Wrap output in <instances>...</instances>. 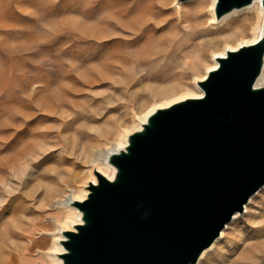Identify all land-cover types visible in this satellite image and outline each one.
<instances>
[{"label":"rangeland","instance_id":"obj_1","mask_svg":"<svg viewBox=\"0 0 264 264\" xmlns=\"http://www.w3.org/2000/svg\"><path fill=\"white\" fill-rule=\"evenodd\" d=\"M194 1L0 0V264H52L91 161L252 39L256 11L218 25ZM237 215L198 264H264V186Z\"/></svg>","mask_w":264,"mask_h":264},{"label":"water","instance_id":"obj_2","mask_svg":"<svg viewBox=\"0 0 264 264\" xmlns=\"http://www.w3.org/2000/svg\"><path fill=\"white\" fill-rule=\"evenodd\" d=\"M253 1L216 0L215 17ZM216 60L202 98L156 109L109 156L113 179L95 172L61 264H196L264 186V21L256 43Z\"/></svg>","mask_w":264,"mask_h":264},{"label":"bare ground","instance_id":"obj_3","mask_svg":"<svg viewBox=\"0 0 264 264\" xmlns=\"http://www.w3.org/2000/svg\"><path fill=\"white\" fill-rule=\"evenodd\" d=\"M195 1H197V0H195ZM261 1L262 0H254L249 6L243 7L241 9L233 10L230 13L222 16L220 19H216L215 13H214V6L216 3V0H212L210 7H212L211 8V14H212V19H213L214 24L216 22V23H219L218 25H221V24L225 23L227 20L231 19L232 17L236 16L238 13H241V12H246V11L249 12V11H253V10L256 11L257 12V25H256V28L253 32L252 39L251 40L250 39L241 40L235 46H230V45L226 44L223 46L222 51L212 54L213 55V57H212L213 63L204 70V74H202V76H200V79L194 80V85H195L194 87H195L196 91L182 93L179 96H176V98L164 101V103L160 106L153 107L150 111H147V113L145 112L146 114H144V116L142 118L136 120L135 124L130 128L129 131H128L129 128L126 129L128 132H126V130H125V133L123 131L120 134H118L115 142L113 144H111L108 149L102 150L96 156V158H94L91 161L90 169L92 171V178H90L89 180H87L85 182L84 186L82 187V190L79 188V192L76 191L75 193H70L68 196L65 197L64 200H62L58 204L59 205L58 207L60 209L64 210L66 212L67 216H66V219L64 220V222H62L61 224H56V230L51 234L52 235V243H51L52 247L50 250L49 257L51 258L52 264H61V259L59 258L58 255L64 253V249L61 245V241H63L65 238H64L62 233L65 231H73L74 226L81 223V220H80L81 214L73 206V203L75 201H82L86 198V195L88 194V190L86 189L88 184L89 183H92V184L96 183L95 172L100 173L101 175H103L104 177H106L109 180L113 179L114 174H115V169H114V167H112L108 163V158L111 154L117 153L120 150H123L125 148V146L127 144V136L129 134H131L134 131L140 130L141 125L143 123H145V121L149 117V115H151L158 108L168 107L173 103H176L178 101H182V100L187 99V98H202L203 92L197 86L196 81L204 80L209 71L217 69L218 63H217L216 59L219 57H225L227 50L235 51L243 45H252L258 41V39L262 35V23L264 21V8L261 4ZM210 7H209V9H210ZM260 86H264V64L262 67V71H261V73H260V75H259V77L255 83V87H260ZM236 215H237V213L233 216L232 221L237 218L238 215L237 216ZM222 233L223 232L220 233V237L209 248H207L206 250H204L202 252V254H201V256H200V258L196 264H198L206 256V254L213 249L215 243L221 237H223Z\"/></svg>","mask_w":264,"mask_h":264}]
</instances>
